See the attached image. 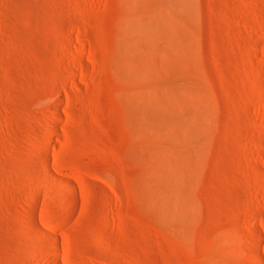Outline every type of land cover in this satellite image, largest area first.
I'll return each mask as SVG.
<instances>
[{"label": "rangeland", "instance_id": "rangeland-1", "mask_svg": "<svg viewBox=\"0 0 264 264\" xmlns=\"http://www.w3.org/2000/svg\"><path fill=\"white\" fill-rule=\"evenodd\" d=\"M0 264H264V0H0Z\"/></svg>", "mask_w": 264, "mask_h": 264}, {"label": "bare ground", "instance_id": "bare-ground-1", "mask_svg": "<svg viewBox=\"0 0 264 264\" xmlns=\"http://www.w3.org/2000/svg\"><path fill=\"white\" fill-rule=\"evenodd\" d=\"M50 146H51V145H50ZM49 155L51 156V155H53V153H49ZM46 162H48L47 159H46Z\"/></svg>", "mask_w": 264, "mask_h": 264}]
</instances>
